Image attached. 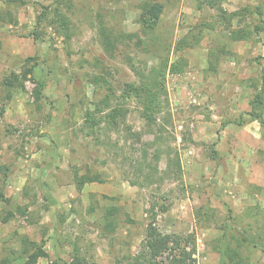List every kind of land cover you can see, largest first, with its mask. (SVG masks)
I'll list each match as a JSON object with an SVG mask.
<instances>
[{
	"label": "rangeland",
	"instance_id": "obj_1",
	"mask_svg": "<svg viewBox=\"0 0 264 264\" xmlns=\"http://www.w3.org/2000/svg\"><path fill=\"white\" fill-rule=\"evenodd\" d=\"M141 1L64 3L70 38L50 23L57 0H29L11 7L17 23L0 20V260L24 262L21 238L28 236L44 241L49 252L37 264L65 263L77 252L90 264H145L149 208L163 200L170 208L155 225L163 233L193 234L188 248L197 264H221L217 248L228 224L239 234L243 220L264 235V210L257 219L247 214L250 207L264 209V128L250 113L264 75V31L249 40L230 39L231 30L264 20V0H216L229 12L261 7L263 15L237 17L231 28L207 0H160L165 9L153 31L139 23ZM45 6L48 18L38 22ZM6 8L0 0V13ZM101 24L112 33V52L103 45ZM193 34L201 38L198 44L176 48ZM29 56L37 58L41 104L33 80L25 89L2 85ZM166 57L187 65L166 74L164 111L149 123L123 91L126 83L153 76ZM119 105L126 114L117 125L92 127L86 120L90 112L99 120ZM157 134L145 163L155 176L145 187L132 185L139 177L133 167L138 152ZM94 172L105 181L79 191L78 178ZM112 207L118 208L117 228L108 232L105 215ZM8 211L14 216L4 222ZM241 258L264 264V250L243 247Z\"/></svg>",
	"mask_w": 264,
	"mask_h": 264
},
{
	"label": "trees",
	"instance_id": "obj_2",
	"mask_svg": "<svg viewBox=\"0 0 264 264\" xmlns=\"http://www.w3.org/2000/svg\"><path fill=\"white\" fill-rule=\"evenodd\" d=\"M29 0H4L8 8L0 13V20L8 23H17L18 18L12 11L11 7H22L27 5ZM72 0H57V5L52 12V19L50 23L57 24L65 31L67 38H70L69 32V22L66 13L64 12V3L67 5L71 4ZM211 7L218 8V17L222 24L227 25L228 28L232 27L233 21L237 17L246 18L248 14L258 13L263 15L262 9L260 6L256 8H251L250 6H244L241 9L229 12L228 10L221 7V5H216V0H207ZM140 16L139 23L145 31H153L164 12L165 4L160 0H142L139 3ZM49 7L45 6L44 10L38 16V22H41L45 18H48ZM47 14V15H46ZM208 24H204L201 27H208ZM200 29V32L201 33ZM264 31V20L261 22L250 25L241 26L236 30H231L230 39L234 41L249 40L254 34L259 35L260 32ZM64 33V32H63ZM198 33V35H199ZM100 34L102 37V42L104 47L112 52L114 49L112 33L110 29L101 24ZM198 35L193 37H186L180 40L177 44L178 50H183L186 47H192L198 44L201 38ZM2 47V40L0 39V49ZM36 56H29L24 59V65L20 72H12L10 75L6 76L2 81V85L8 89L16 88H26V81L33 80L35 86L33 88V96L37 104H41L43 97L42 82L37 78L35 74V67L37 65ZM187 65V61L183 58H178L175 61H170L168 57L163 58L160 63L153 68L154 75L145 81L137 84L126 83L123 97L135 98V100L140 104L142 109L143 117L149 123H157L159 116L164 111L167 98V85H166V74L179 73L182 72L184 67ZM213 69H216L215 67ZM262 83L257 87V92L255 98L252 100V110L251 116L252 119L257 120L261 126L264 128V75L262 78ZM100 109V108H98ZM102 111V110H98ZM125 110L122 105L112 107L109 112H106L104 116H101L97 120L94 112H90L87 117V122L91 123V126L100 125L102 121L107 122L108 124H119L120 118L125 116ZM138 136V139L142 142V135L140 133H135ZM160 135H155L153 142L143 143V147L139 150L138 158L135 160L136 172H139V177L136 180H130L132 185H138L145 187L149 182L151 177H154L155 174L152 171L146 170L145 163L149 160V147L152 144L158 143L160 140ZM159 153H162V150L158 148L155 150V155L158 157ZM181 171V166H179ZM4 175H8L9 167L5 169ZM178 171V170H177ZM105 179L102 178L100 172H94L92 175L80 176L77 181L78 190H82L86 183L88 182H104ZM0 196L3 197V194L0 193ZM164 199H167L166 196H162ZM170 208V203L165 202H153L149 208L150 211V222L147 227L146 237L144 241L143 248V258H146L145 264H197V258L194 256V248L189 249L188 247L194 244V235L193 234H175V233H163L155 225L157 216L160 212H166ZM18 210H22L21 207ZM264 210L262 208L250 207L248 208L247 214L251 215L252 218L257 219L261 212ZM24 212V211H23ZM118 212L117 207H112L107 210L105 215L106 221L104 229L108 232H115L117 228V221L115 215ZM14 216L12 211H8L7 214L3 217V221L7 222ZM243 227V232L237 234L234 231L236 230L233 225L228 224L223 227V235L219 238L220 244L217 248V251L220 254L221 264H244L243 259L241 258V253L243 247L250 248L260 247L264 250V244L262 246V239L264 235L253 230V226L249 223L243 222L240 220ZM254 231V232H253ZM22 240V253L25 256V261L20 264H37L39 259L42 257H49V252L45 249V242L42 243L30 240L28 236H23ZM79 251V250H77ZM142 257L139 258V260ZM13 257H3L0 260V264H13ZM54 264H90L89 260L80 255L77 252L70 261L65 263L55 262ZM140 264V263H139Z\"/></svg>",
	"mask_w": 264,
	"mask_h": 264
},
{
	"label": "crops",
	"instance_id": "obj_3",
	"mask_svg": "<svg viewBox=\"0 0 264 264\" xmlns=\"http://www.w3.org/2000/svg\"><path fill=\"white\" fill-rule=\"evenodd\" d=\"M261 35H264V33H263V34L261 33ZM262 37H263V36H262Z\"/></svg>",
	"mask_w": 264,
	"mask_h": 264
}]
</instances>
